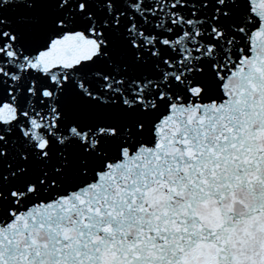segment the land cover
<instances>
[{
    "label": "snow or ice",
    "instance_id": "snow-or-ice-1",
    "mask_svg": "<svg viewBox=\"0 0 264 264\" xmlns=\"http://www.w3.org/2000/svg\"><path fill=\"white\" fill-rule=\"evenodd\" d=\"M0 264H264V0H0Z\"/></svg>",
    "mask_w": 264,
    "mask_h": 264
}]
</instances>
